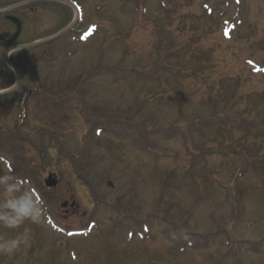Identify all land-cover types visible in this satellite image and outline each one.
Listing matches in <instances>:
<instances>
[{
    "label": "rangeland",
    "instance_id": "obj_1",
    "mask_svg": "<svg viewBox=\"0 0 264 264\" xmlns=\"http://www.w3.org/2000/svg\"><path fill=\"white\" fill-rule=\"evenodd\" d=\"M13 1L0 0V7ZM76 1L84 13L77 20L69 4L20 5L22 30L15 43L52 38L12 51L10 61L32 83L29 89L33 80L46 81L49 94L67 98L75 91L83 100L85 92L86 100L102 104L88 116L103 110L153 119V128L135 138L148 150L136 146L134 136L116 138L117 127L103 117L85 122L75 112L65 120L62 113L31 102L28 121L61 138L63 148L48 154L36 147L43 145L39 136L33 143L19 138L35 135L18 127V99H0V175L10 168L24 189H34L46 202L51 225L0 228L7 237L31 229L29 245L12 257L0 256V264H264V161L254 164L256 172L249 170L253 157H264V109L255 111L264 105V0H128L140 8L137 13L121 6L127 0L101 7L97 0ZM73 19L74 26L64 31ZM224 28H234L229 39ZM14 30L0 19V39H9ZM6 48L0 42V88L16 77L3 61ZM96 128L102 139L120 146L109 157L96 146ZM74 153L96 159L97 202L73 170L86 164L76 162ZM118 155L132 159L136 168L126 159L115 160ZM236 170L245 173L242 181V175L234 177ZM48 173L59 179L57 187H46ZM23 177L31 183L24 184ZM244 182L246 190L240 188ZM74 198L90 216L77 213L80 217L72 219L73 213L64 212L61 202ZM114 218L119 226L105 222ZM144 223H150L146 234ZM71 230L84 237H68ZM132 232L144 237L130 244ZM176 235L184 243L229 245L212 253L191 246L181 251L182 238L175 242Z\"/></svg>",
    "mask_w": 264,
    "mask_h": 264
},
{
    "label": "trees",
    "instance_id": "obj_2",
    "mask_svg": "<svg viewBox=\"0 0 264 264\" xmlns=\"http://www.w3.org/2000/svg\"><path fill=\"white\" fill-rule=\"evenodd\" d=\"M127 2H129V3H127ZM121 6L122 7L129 6V8L131 7L130 9L134 10L136 13H137V10H140L139 7H135V5L128 0L125 2L122 1ZM97 29H98V27L96 28V31H97ZM35 74L33 75V77H35ZM21 75L23 76V79L25 81L23 71L21 72ZM24 81H22L19 89L15 90L11 93L5 94L3 96H0V99L7 98V97H13V99L14 98L18 99V103H19V107H18L19 113L18 114L20 115V116L18 115L19 117L17 119L18 127L20 128L23 126V127H25V130H27L28 132L33 133L35 135L34 140L31 139L30 137L20 135L19 138L21 140L23 139L25 141H29L30 143H33L36 141V138L39 136L38 141H42L43 145L42 146L34 145V146H36L37 148H42V147L47 148L48 154L51 150H54L57 147H58L57 151L59 149L63 148L62 145L60 144V141H59V139H61V138H58V136L53 137L52 134H48V129L44 126V124H42L43 127H41L40 126L41 124L37 125L31 121H28V118L31 117V113H29L30 112L29 110L31 109V102H34V105L36 106V108L43 109L45 111H47V110L51 111L52 109H54L52 111H57L59 113H62L63 117H65V120L70 119V117H68L67 115H72L75 112L84 116L85 122H87V120H89V117H91V119H93L94 121L97 118L96 116L103 117V118H105L106 122L108 121L109 124H111L114 127H117V129H115L116 138H119L117 135H122V137H128V135H130L131 136L130 138H132L134 136V139H133L134 144L136 146H138L142 151H146V149L148 150V147L145 144H140L138 142V140H135V138H137L138 133H140V132L144 133V132H147L148 130H150L151 128H153V125H151V124H153V119H150V118L144 119V117H141V119H140L141 121H139V118L137 117L138 114H134V115L130 116V114L128 113V115L126 117H122V116H118L117 114L114 115L111 112L103 111V110L99 114L98 113L94 114L96 116H88L90 114V113H87V111L89 109H97V108L101 107L102 104L99 102L96 103L93 100H91V101L86 100V93L85 92L80 94L81 97L85 98L83 100L76 97L77 95H76L75 91H73L72 94L70 96H68L67 98H63L56 93L53 94V92L49 94V89L44 87V84H47V82L45 80H44L45 83L38 82L37 80H33V83L35 86L31 87L30 89L28 88V86H29V84H32V83H30V81H26V83H25ZM100 81H102V80H100ZM233 100L234 99L231 97L228 102L233 101ZM263 107H264L263 103L259 104V105H257L255 111H259L260 109H264ZM27 116H28V118H26ZM24 119H27V120L24 121ZM75 124H76V122H74L73 127H75ZM244 126H245V123H243L242 127H244ZM92 128L93 127H91V129ZM94 131H95V133H94ZM94 131H93V134L96 137H100L98 140L99 143L96 146H98L99 149H105L108 152V157H109V154L112 153V151L114 149H117L120 147L117 145V143L102 139V136H101L102 131L98 130V128H96ZM1 132H2V130H0V133ZM39 132H40V134H37ZM74 133L77 134V131L74 130ZM91 134H92V131L89 130L87 135L85 134V136H83L84 137L83 139H86V137L90 136ZM55 140L59 141V146H57V144L54 143ZM262 148H264V146ZM78 153H81V152L78 151ZM74 156L76 157V158L74 157L76 162L84 161L86 163L85 165L77 167L76 169H73V170H74V172H76L77 176L82 181L81 183L87 187L90 194H92V195L94 194L93 195L94 200H95V202H97L98 199L96 198L97 196L95 195L97 183L95 182V180L99 181V179H98L97 175L95 174L96 168H94V166H95L94 162L96 161V159H95V157H93L91 155L86 156L84 158H77V153H74ZM114 159L120 160V161H122L123 159H126L129 164H132L136 168V166L133 164V160L130 158H125L121 155H118V156H115ZM252 159H253L252 160L253 162L250 164L249 170L252 166V169L250 170V172H256L257 170H259V168L254 167V164H257V165L261 164V162L264 161V157L259 158L256 156V157H253ZM72 166L74 168V165H72ZM221 168H223V167H221ZM223 171H219L218 180H220L221 173ZM244 174H245L244 172L241 173L239 170H236L234 177L237 178L238 176L242 175L241 179H240V181H242L244 179ZM23 178H24V183H26V184L31 183L30 178H27V177H23ZM245 185H246V183L244 182L243 188L242 187H240V188L246 190L247 187H245ZM224 186L225 185H223V187ZM249 187L250 186H248V188ZM188 210H190V209L188 208ZM256 218H258V216L253 217L252 221L248 220V222H250V224H253L254 221H256ZM172 223L174 224V222H172ZM176 231L179 233V231L177 229H176ZM176 231H175V233H176ZM176 237H178V236L176 235ZM208 243L209 242L207 240H204L202 243H200V245H202L200 247L204 248L203 246H207ZM212 245L213 244L211 243V247H212Z\"/></svg>",
    "mask_w": 264,
    "mask_h": 264
},
{
    "label": "clouds",
    "instance_id": "obj_3",
    "mask_svg": "<svg viewBox=\"0 0 264 264\" xmlns=\"http://www.w3.org/2000/svg\"><path fill=\"white\" fill-rule=\"evenodd\" d=\"M4 157H0L3 160ZM0 228L18 230L26 222L42 224L47 221L48 208L42 197L34 189H24L23 182L12 173L0 175ZM31 229L25 227L15 236L0 235V256L12 257L29 245Z\"/></svg>",
    "mask_w": 264,
    "mask_h": 264
},
{
    "label": "water",
    "instance_id": "obj_4",
    "mask_svg": "<svg viewBox=\"0 0 264 264\" xmlns=\"http://www.w3.org/2000/svg\"><path fill=\"white\" fill-rule=\"evenodd\" d=\"M10 19L17 24V31L15 32V34L9 40L5 41V43H7V44H10V43L14 42L16 40V38L18 37L19 32H20V21L17 18H15V17H10ZM37 43H41V42L31 43V44H28V45L31 46V45H34V44H37ZM28 45H26V46H28ZM46 184L48 186H53V185L56 184V180L54 178H52V176H49L48 179H46ZM108 185H111V182H109Z\"/></svg>",
    "mask_w": 264,
    "mask_h": 264
},
{
    "label": "flooded vegetation",
    "instance_id": "obj_5",
    "mask_svg": "<svg viewBox=\"0 0 264 264\" xmlns=\"http://www.w3.org/2000/svg\"><path fill=\"white\" fill-rule=\"evenodd\" d=\"M67 207H68V206H67ZM70 208H71V209H74V211H71L69 208L65 209V212H67L68 215L71 214V213H76L75 210L78 209V206H76V207H74V208H72V207H70ZM83 215H84V213H83Z\"/></svg>",
    "mask_w": 264,
    "mask_h": 264
}]
</instances>
